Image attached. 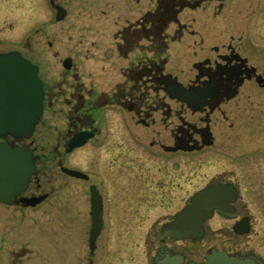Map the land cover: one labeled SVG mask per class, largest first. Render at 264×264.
I'll return each mask as SVG.
<instances>
[{
  "label": "flooded vegetation",
  "instance_id": "1",
  "mask_svg": "<svg viewBox=\"0 0 264 264\" xmlns=\"http://www.w3.org/2000/svg\"><path fill=\"white\" fill-rule=\"evenodd\" d=\"M170 2L0 0V33L23 24L0 39V56L16 53L34 66L42 90L32 134L0 137L29 150L35 166L16 203L0 204L30 212H8L0 224V264H111V238L102 235L124 232L127 204L175 199L184 205L146 230L160 238L147 264L166 254L204 263L211 250L264 264L253 245L199 255L183 244L191 239L164 235L194 194L219 186L225 211H213L201 239L209 230L237 245L257 234L247 204L264 197V50L230 34L237 25L229 19L216 24L213 41L202 32L208 24L179 18L212 3L221 15L224 0H180L179 11ZM193 183L200 188L192 194ZM214 218L223 223L212 230Z\"/></svg>",
  "mask_w": 264,
  "mask_h": 264
},
{
  "label": "water",
  "instance_id": "2",
  "mask_svg": "<svg viewBox=\"0 0 264 264\" xmlns=\"http://www.w3.org/2000/svg\"><path fill=\"white\" fill-rule=\"evenodd\" d=\"M42 90L36 75V68L12 53L0 56V137L12 135L15 138H27L34 130L41 116ZM85 138L77 137L81 145ZM74 174V172H69ZM35 174L33 156L27 149L0 143V203L13 205L27 189L31 177ZM225 188L207 187L196 193L185 208L174 217L164 235L175 240L203 236V223L212 217L218 209L223 213L227 202L222 198ZM215 195H218L215 196ZM39 199H22L25 206H34ZM94 226L90 233V245L98 231L97 208L94 207ZM246 233V229L243 230ZM154 264H184L178 255H163ZM195 264V263H189ZM200 264H259L249 257L232 256L225 252L212 250L205 263Z\"/></svg>",
  "mask_w": 264,
  "mask_h": 264
},
{
  "label": "rangeland",
  "instance_id": "3",
  "mask_svg": "<svg viewBox=\"0 0 264 264\" xmlns=\"http://www.w3.org/2000/svg\"><path fill=\"white\" fill-rule=\"evenodd\" d=\"M238 1L236 0H224L223 10L221 15L215 16L213 5H204V9H197L195 11L186 9L184 10L179 18L195 20L196 24H208L211 27L209 30H201L206 35L213 36L212 40H215L217 33L216 24L221 18L229 19L233 22L234 31L230 34L237 35H249L254 40H256V45L261 47V51L264 50V0H244L240 5H236ZM3 5L0 6V11H2ZM145 8V5H144ZM1 14V13H0ZM2 17L0 16V19ZM7 26V23H4ZM13 26L10 30H3L0 33V39H6L9 36L17 35L18 29L23 30L22 22L17 24L12 22ZM3 23L0 22V27ZM196 27V25H195ZM231 28V27H230ZM196 29V28H195ZM200 188L198 184H192L190 187V193L193 194ZM175 195L178 193H174ZM262 200H256L248 203L250 206L251 213L253 214L254 219L256 220L255 230L257 234L254 237L248 239L246 236L239 238L237 245H225L223 241L226 239L224 233H210L207 230L205 236L200 241H193L183 243L187 248L196 254H206L207 248L215 246L220 247L221 245L228 250H235L234 248H243L250 247L253 245L254 248L260 252L261 256L264 258V197ZM184 205V202L181 200H172V201H154V202H131L127 204L126 208V218L124 224V232L121 230L120 234H103V241L108 238L110 245V259L111 264H147L149 262L156 242L160 240L159 236L156 234H146V230L154 224L155 221L161 219L162 214L169 215L176 212L179 208ZM8 212H13L15 216L29 214V211H21L17 208H5L0 206V219L1 223H6V215ZM8 223V222H7ZM222 220L214 218L209 222V228L212 230L216 229L219 226H222ZM8 225V224H7ZM157 239V241H156ZM249 242V243H248ZM117 243V244H116ZM160 243V242H159ZM113 246L121 247V251H118V248L115 249ZM259 248V249H258ZM115 260V261H113Z\"/></svg>",
  "mask_w": 264,
  "mask_h": 264
},
{
  "label": "trees",
  "instance_id": "4",
  "mask_svg": "<svg viewBox=\"0 0 264 264\" xmlns=\"http://www.w3.org/2000/svg\"><path fill=\"white\" fill-rule=\"evenodd\" d=\"M172 3L171 5H174L173 7L175 8L176 11H179V5L177 4V2H179L180 0H174V2H172L173 0H170ZM187 2V0H185V3ZM201 2V0H190V4L195 3V6H198V4Z\"/></svg>",
  "mask_w": 264,
  "mask_h": 264
}]
</instances>
